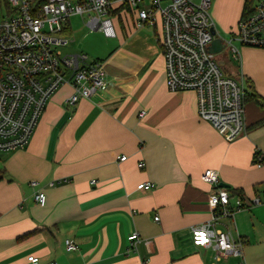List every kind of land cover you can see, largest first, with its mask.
Listing matches in <instances>:
<instances>
[{
	"label": "crops",
	"instance_id": "obj_1",
	"mask_svg": "<svg viewBox=\"0 0 264 264\" xmlns=\"http://www.w3.org/2000/svg\"><path fill=\"white\" fill-rule=\"evenodd\" d=\"M244 2L212 1L218 36V23L237 30ZM116 26L111 53L94 60L105 64L107 90L70 106L74 87L61 86L29 145L0 151V264H28L30 255L39 264H225L231 255L218 261L213 244L194 243L192 228L212 219L209 196L219 190L204 171L217 170L247 200L264 194V164L253 161L264 156L262 102H245L246 132L227 140L199 116L196 92L168 88L161 27L138 28L131 17ZM82 27L76 35L86 40ZM240 46L232 70L264 99V49ZM146 182L154 186L138 189ZM39 190L45 206L35 201ZM67 239L77 250L67 251Z\"/></svg>",
	"mask_w": 264,
	"mask_h": 264
},
{
	"label": "built area",
	"instance_id": "obj_2",
	"mask_svg": "<svg viewBox=\"0 0 264 264\" xmlns=\"http://www.w3.org/2000/svg\"><path fill=\"white\" fill-rule=\"evenodd\" d=\"M213 0H0V151L24 148L31 142L49 98L63 85L71 84L74 94L67 104L75 106L108 88L105 64L87 62L86 55H64L59 47L70 40L66 36L69 21L80 16L92 31L116 38V14L135 17L136 27H161L165 56L166 82L172 92L194 91L198 96L199 116L209 121L229 141L246 132L245 90L242 77L224 76L220 56L210 51L216 38L215 20L210 12ZM119 9H121L119 11ZM128 9H130L129 13ZM253 14L243 18L233 39L224 40L235 59L242 46L264 49V0H257ZM124 17V18H125ZM67 24V25H66ZM218 36V34H217ZM221 37V36H219ZM146 111L140 112L144 117ZM259 152V151H257ZM261 166L263 154L257 155ZM126 155L120 157L121 161ZM143 167V164H140ZM203 181L218 186L219 173L207 169ZM93 183H96L94 180ZM142 183L138 189L153 187ZM35 201L45 206L47 196L39 190ZM213 217L192 228L194 243L213 244L216 259L240 256L242 241H237L229 224L217 229L223 219L235 220L237 212L249 209L262 200L243 201L220 188L209 196ZM159 220V217H155ZM220 223V222H219ZM140 240L138 233L129 236L131 248ZM68 252L78 245L66 240ZM28 264H39L37 256H28Z\"/></svg>",
	"mask_w": 264,
	"mask_h": 264
},
{
	"label": "rangeland",
	"instance_id": "obj_3",
	"mask_svg": "<svg viewBox=\"0 0 264 264\" xmlns=\"http://www.w3.org/2000/svg\"><path fill=\"white\" fill-rule=\"evenodd\" d=\"M235 1L237 0H234V2ZM250 1L251 7L254 8L257 0ZM213 5L214 4H212V6ZM70 21L73 30V34L68 35L70 42L66 46L59 47V50L64 55H87V62L89 63H92L97 59L106 60L113 49L112 46L115 44L116 38H108L102 32L92 31L89 28L88 35H90V37L86 40L81 39L76 33L83 28L82 26L86 28L82 17L79 18V16H77L72 20L70 19ZM218 28L222 39L226 41L233 39L234 33L224 30L219 23ZM234 45L239 47L240 43L234 41ZM219 56H221L225 62L227 61L228 64L227 67L221 65V70L224 73V76L236 78L232 70L236 64V59L233 54L228 49H225ZM260 198L263 201L260 206L255 204L256 207L251 210L243 209L236 213V224L235 220L226 219L227 224H229L228 230H231L233 237L237 241H242V247L240 249L241 255H231L230 259H228L225 264H264V194H261Z\"/></svg>",
	"mask_w": 264,
	"mask_h": 264
},
{
	"label": "trees",
	"instance_id": "obj_4",
	"mask_svg": "<svg viewBox=\"0 0 264 264\" xmlns=\"http://www.w3.org/2000/svg\"><path fill=\"white\" fill-rule=\"evenodd\" d=\"M120 10L121 9H119V11ZM128 11H129V13H131L130 12V9H128ZM253 12H254V9L251 7V1L250 0H245L244 7H243V10H242V14H241L240 20H242L243 18L249 16L250 14H253ZM118 13L119 14H116V22H120V21L125 22V19H127L128 17H125L126 16L125 14L121 15L120 12H118ZM130 16H132L131 18H134L135 19V17L133 16V14L130 15ZM135 26H136V24H135ZM235 32L236 31H234L232 33H235ZM245 85H246V82H245ZM251 99H255L258 102H262V104L264 105V99L260 98V96L258 94H256L255 92L253 93V91H250V90L248 91L246 89L245 90V102H247L248 100H251ZM261 154H262L261 151L255 152L254 160L253 161H254V163L256 165H257V163H259L258 158H257V155H261ZM262 163L264 164V159H263ZM225 189L230 193L231 197H234V196L241 197V199L243 201H246V198L243 195V193L241 192V190H237V189H234L233 190L232 188H225Z\"/></svg>",
	"mask_w": 264,
	"mask_h": 264
},
{
	"label": "water",
	"instance_id": "obj_5",
	"mask_svg": "<svg viewBox=\"0 0 264 264\" xmlns=\"http://www.w3.org/2000/svg\"><path fill=\"white\" fill-rule=\"evenodd\" d=\"M213 34L216 35V38H215V40L213 41V43H212V45L210 47V51L212 53H214V54L220 55L223 52V50L226 49V44H225L224 40L221 37L217 36L216 29L213 30ZM218 186L220 188H230V185H228V184H226L224 182H219Z\"/></svg>",
	"mask_w": 264,
	"mask_h": 264
},
{
	"label": "bare ground",
	"instance_id": "obj_6",
	"mask_svg": "<svg viewBox=\"0 0 264 264\" xmlns=\"http://www.w3.org/2000/svg\"><path fill=\"white\" fill-rule=\"evenodd\" d=\"M241 21V20H240ZM240 23V22H239ZM238 26H239V24H238Z\"/></svg>",
	"mask_w": 264,
	"mask_h": 264
}]
</instances>
